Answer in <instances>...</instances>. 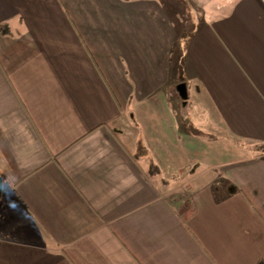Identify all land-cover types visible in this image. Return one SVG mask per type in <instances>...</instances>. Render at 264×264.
<instances>
[{
    "label": "crops",
    "instance_id": "obj_1",
    "mask_svg": "<svg viewBox=\"0 0 264 264\" xmlns=\"http://www.w3.org/2000/svg\"><path fill=\"white\" fill-rule=\"evenodd\" d=\"M182 1L181 68L162 0H0V264H264V0Z\"/></svg>",
    "mask_w": 264,
    "mask_h": 264
},
{
    "label": "rangeland",
    "instance_id": "obj_2",
    "mask_svg": "<svg viewBox=\"0 0 264 264\" xmlns=\"http://www.w3.org/2000/svg\"><path fill=\"white\" fill-rule=\"evenodd\" d=\"M181 2L183 4H178L180 5V10L178 11H173L170 8L169 3L166 0H162L163 5L167 8L166 13L169 16V18H171L173 20V23L176 26L180 27V32H181V39L180 41H177V43L174 46V63L175 65H179L181 68L184 66L185 63V59L186 57L185 55V50H186V42H187V38L189 36H191L190 32L192 31L193 28L190 27V25H184L183 27L181 26L183 24V22H186L188 19L191 21L192 25H198L199 22L201 21L200 16L196 13H193L192 11H189V6L190 5V9H192V4H188L187 2H183L181 0ZM216 8H218L216 6ZM218 12V11H217ZM214 14V12H213ZM210 12H208L203 18L202 20L206 23V22H210L211 17L209 16ZM178 19V20H177ZM177 20V21H176ZM184 34V36H183ZM176 57H178L180 60L177 62ZM189 112L192 113L194 112V114H200L201 115V107L197 106L195 107L193 103H191V105L189 106ZM198 119L200 117H197ZM192 124V123H191ZM198 125L200 126V124L198 123ZM202 130V129H200ZM216 132V131H215Z\"/></svg>",
    "mask_w": 264,
    "mask_h": 264
},
{
    "label": "water",
    "instance_id": "obj_3",
    "mask_svg": "<svg viewBox=\"0 0 264 264\" xmlns=\"http://www.w3.org/2000/svg\"><path fill=\"white\" fill-rule=\"evenodd\" d=\"M178 89L180 91L181 96L186 97V89L183 83L179 84ZM3 192V178L0 176V197Z\"/></svg>",
    "mask_w": 264,
    "mask_h": 264
}]
</instances>
